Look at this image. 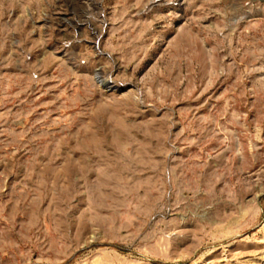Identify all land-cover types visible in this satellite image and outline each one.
Wrapping results in <instances>:
<instances>
[{
  "label": "rangeland",
  "instance_id": "obj_1",
  "mask_svg": "<svg viewBox=\"0 0 264 264\" xmlns=\"http://www.w3.org/2000/svg\"><path fill=\"white\" fill-rule=\"evenodd\" d=\"M0 264H264V0H0Z\"/></svg>",
  "mask_w": 264,
  "mask_h": 264
}]
</instances>
